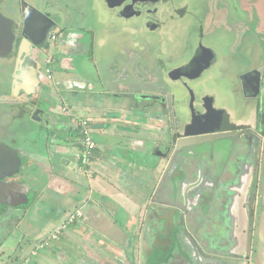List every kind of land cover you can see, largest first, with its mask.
<instances>
[{
	"label": "crops",
	"instance_id": "obj_1",
	"mask_svg": "<svg viewBox=\"0 0 264 264\" xmlns=\"http://www.w3.org/2000/svg\"><path fill=\"white\" fill-rule=\"evenodd\" d=\"M249 24L251 22L248 21L238 25L237 35L234 36L225 31L218 34V54L223 74L214 85L228 92L234 105H223L216 93L208 92L215 95L216 109L230 110L232 121H236L231 117L233 113L239 119L240 114L248 112L253 120L241 118L234 124L253 123L259 118L258 114L264 122V36L257 28L247 29ZM222 41L225 42L223 47L220 46ZM77 51L80 53V50ZM75 55L61 50L60 60L52 67V78L33 79L28 70L18 71V80L21 79L22 84L27 83L26 89L30 91L33 88L36 93L28 96L34 105L35 101H39L45 113L51 116L57 112L60 118H70L71 115L86 118L96 141L86 176L70 175L74 179L67 178L68 175L59 179L63 174L62 164L67 160H62L64 152L57 147L61 145L54 143L56 153L59 151L62 158L58 162L59 171L50 176V183L45 187L55 189L63 205L56 212L51 209L49 212L53 217L50 215L49 219L45 218V209L38 210L42 216L35 219L40 223L37 230L47 226L54 217L58 224L62 223L76 208H80L84 215L70 226L62 239L50 242L47 249L28 257L22 264H82L84 259L81 256L88 255L103 264H117L118 255L114 250L117 249L120 233L132 229L139 231L144 225L138 224L140 216H144L142 208L146 205L145 195L150 186L153 191L163 181L167 182L168 189L169 176H174V179L179 169L182 171L179 176L183 175L179 178L184 180L181 193L176 199L161 196L157 209L150 208L149 217L144 221L147 222L144 229L146 243L140 255L141 264H264V164L258 163L259 153L247 162H235L228 175H219V188L216 191L208 189L202 178V170L207 167L206 160L202 163L197 161L193 173L174 166L170 161L166 147L172 135L169 131L171 122L166 120V131L155 119L154 124L150 123L148 116L153 113V104L146 110L132 109L133 93L126 94L132 97L123 96L125 93L121 87L124 86L115 84L120 79L112 77L117 60L107 63L105 70L100 67V71L99 66L105 63H97L95 50L88 51L86 57L77 58ZM79 61L90 63V68L86 64H78ZM255 68L260 69L262 79L258 94H251L247 87L249 83L245 81L244 84L242 75ZM71 76L74 80H69ZM244 100L249 102L248 105L240 103ZM60 106L63 115L58 114ZM64 109H68L71 115ZM234 124L231 122V125ZM225 129H231V126ZM262 132L261 138L264 139L263 129ZM160 139L163 146L159 147L155 143ZM44 144V141L34 140L30 147L27 146V155L33 160L39 159ZM199 146L209 145L204 143ZM154 148L166 153L157 154ZM240 163H243L241 172L235 168ZM57 179L58 185L55 182ZM24 189L27 192L25 201L30 202L33 195H29L28 191L32 188L27 191L24 185ZM197 189H205V193L202 195L204 201L199 203L202 211L200 223L193 228L188 222L178 220L177 210H182L183 217L187 212L192 213L193 205L198 203ZM6 235L10 239L9 234ZM111 235L115 238L114 242L109 239ZM12 246L2 248L3 253L16 250ZM94 248L97 254L90 253Z\"/></svg>",
	"mask_w": 264,
	"mask_h": 264
},
{
	"label": "flooded vegetation",
	"instance_id": "obj_2",
	"mask_svg": "<svg viewBox=\"0 0 264 264\" xmlns=\"http://www.w3.org/2000/svg\"><path fill=\"white\" fill-rule=\"evenodd\" d=\"M90 3L88 8V3L81 0H0V151L8 153L9 149L5 146L13 147L18 150L23 159L20 172L16 175L5 176L4 183H0V217L2 218L11 212L10 217H14L18 207L26 208L27 205L24 203L27 192L24 187L21 189L16 183V181L23 183L21 178L25 160L30 158L27 155V146L21 145L20 136L26 138L25 130L23 129L21 134L19 130L25 127L24 123L28 119L31 120L35 105L29 97L21 98L22 102H16L18 98L14 97L13 87L15 76L18 75V70L22 69L23 71L28 70V74L33 79L35 77L40 80L52 78L54 73L52 67L60 60L61 50L77 54L75 56L79 58L80 56L86 57L85 54L88 51L95 50L96 52L102 49L103 45L96 43L99 32L92 27L79 25L78 28L76 24L72 26L63 18L60 20L59 12H68L72 7L77 21L72 22H83L88 15L95 13L94 4ZM98 6L107 12V19L121 20L123 32L137 34L140 37L134 42L132 48L126 49L125 59L117 63L121 65V75L127 76L135 68L141 67V74L143 73L151 80L146 87L136 88L139 91L135 90L130 93L137 96L138 111L148 109L150 104H153V113H150L149 117L150 123L154 124L153 119H155L166 131V120L171 122L169 131L172 135L169 136L166 152L174 166L182 167L185 171L193 173L197 161L202 163L206 160L207 167L202 170V178L210 187L208 189L216 191L219 188V175H228L230 170L234 169L235 162L251 160L259 153L258 163L264 164V151H261V149L264 150V139L261 138L264 122H261V116L258 114L259 118L253 123L234 124L241 118L253 120L249 118L248 112L240 114L239 119L233 113L231 117H234L236 121H232L230 110L216 109L214 107L215 95L208 93L210 91L216 93L223 105L231 104L230 102L233 101L228 92L225 93L218 85H214L219 76L223 74L218 73L220 69H223L219 61L218 34L225 31L232 36L237 35L238 25L249 21L251 24L247 26V29L257 28L262 31L263 37L264 0H99ZM8 35L14 36L12 51L7 46ZM101 39L103 40V37ZM147 44L155 50V56L153 55L152 59H146L144 55ZM77 50H80V53ZM79 62L78 64L87 63ZM101 62L97 60V63ZM86 65L90 68L88 64ZM99 70L101 71L100 66ZM137 74L135 71V76ZM127 92L129 90L125 88L124 93L127 94ZM254 92L252 90L251 94ZM138 96H142L143 99ZM240 103L248 105L249 102L244 100ZM182 113H185L188 120H191L192 115L197 117L196 114H198L197 121L188 130L231 126L230 130H236L237 135L204 142L209 146H195L191 150L184 148L175 150L172 141L174 143L175 139L181 136L179 132L184 130L183 124L187 122L185 119L184 123L177 125L176 117ZM39 115L40 113L38 117ZM51 117L52 119L53 117L54 119L60 118L54 115ZM220 118H222V123ZM16 121L20 122L15 124ZM22 121L24 123H21ZM33 122L36 129L42 128L44 118L39 119L38 123ZM231 122L234 125H231ZM47 123L50 127L62 129V123L54 124L53 120H47ZM15 125L18 126L14 128ZM177 126L181 131H177L178 128L174 134L172 129ZM92 139L96 148V141L93 137ZM33 141L34 139H29V143ZM155 144L159 147L163 146V140L160 139ZM153 151L160 155L166 153L155 148ZM230 163L232 165H229ZM242 164L235 166L236 170L241 172ZM8 167L9 165L2 171L7 170ZM8 170L11 171V169ZM180 171L181 169L175 172L178 176H175L174 184L169 183L177 189L178 185H175V182L184 181L181 179L183 175L179 176ZM5 190L9 191L7 196L3 194ZM195 193L201 195L205 193V189L201 191L197 189ZM78 209L80 208L73 211ZM198 211L195 208L192 213H185L187 214L185 215L186 222L193 225L199 224L200 215H202L199 214L201 208ZM178 220L184 222L182 217ZM77 221L78 219L75 218L68 224L72 226ZM61 235L59 232L58 236Z\"/></svg>",
	"mask_w": 264,
	"mask_h": 264
},
{
	"label": "rangeland",
	"instance_id": "obj_3",
	"mask_svg": "<svg viewBox=\"0 0 264 264\" xmlns=\"http://www.w3.org/2000/svg\"><path fill=\"white\" fill-rule=\"evenodd\" d=\"M81 1L87 2L88 8H89V5L91 4L90 2H93L95 13L92 15H88L86 20H84L83 22L80 21L78 23H73L72 22L73 20L76 21V14H75L74 8L71 7L69 9L70 11L68 12H65V11H64L65 13L59 12L60 20H62L63 18V20H66V22L71 23L72 26L76 24L78 28H79V25L84 26V27H92V29L99 32L98 33L99 38L96 37L97 38L96 43L102 44L103 48L100 50H96V57L99 62L103 61L102 63H105L104 66L100 65V67L105 70V66L108 65L107 63L114 61V60H117V62H119V61H122V59H125L126 57L125 55L127 53L126 49H128V47L132 48V46L134 45V42L138 41L140 37L137 34H132L130 32L129 33L123 32L122 30L123 25L120 19H117L115 21L112 18L107 19L106 18L107 12L102 7L98 6L99 0L98 1L94 0L95 2L93 0H81ZM76 3L78 4V2ZM102 13H104L103 15L105 17H102L103 15L100 16ZM240 14L242 13L240 12ZM101 37H103V40H105V42H103ZM224 43L225 42L222 41L220 46L223 47ZM144 55L147 57L146 59L154 58L155 50H153L151 45L149 44L146 45ZM86 64L90 66V63L87 62ZM222 70L223 69H220L218 73H223ZM120 71H121V65L116 64L112 70V77L119 78L120 82H116L115 84L124 86V87H121V89L126 88V90H129V92L135 91L136 90L135 88L146 87L147 86L146 84L151 82L148 76L146 77V75H144L143 73L141 74V71H142L141 67L135 68L127 76H125L124 74L121 75ZM135 71H137L138 73L136 76H135ZM141 77H144L145 79ZM69 80H74V77H70ZM14 97L18 98L16 99V102H22L23 99L21 100V98H25V97L27 98L25 94H21L20 96L14 95ZM69 97L71 98V96ZM230 103L234 105V101ZM57 111H58V114L63 113L61 106L59 110ZM63 111L64 112L67 111V114H70V111L68 109H64ZM42 114L43 113H41L39 117L40 119L44 118V124L46 125V126H43L44 125L43 124L42 128H38V129L35 128V123L33 121L35 122L37 121L38 123L39 120H37L36 118H33V114L31 115V120L28 119L27 121V119H25V121H27L26 123H24L23 121L21 122V123L26 124L25 127L23 126L22 130H19L20 134L23 131V129L25 130L24 135L26 136V138L24 136H20V138L22 139L21 141L22 146L30 147L29 145H31V143H29V139L42 141L41 139H39L38 136H41L42 133H47L46 131L50 132L54 129H57V128H54V126L52 127H50V125L48 126V123L46 124L47 120L49 121L53 120L54 124L62 123L61 128L63 130L62 131L61 129L58 130V132L56 133L58 136L60 134H66L64 130L68 129V131L70 132L72 131L71 132L72 141L70 140L71 141L70 143L65 140L62 141L55 137H52V138L48 137L46 139L47 141H44L45 147H43L42 149V154L39 153L40 154L39 159L33 160L31 158H26L25 160L26 163H25V166L22 172L23 177L22 178L20 177V178L21 180H23V183L26 186L27 191L29 190V188H32L30 191H28V194L33 195V200L30 201L29 203L30 206L27 207V210H29V208H32V210L29 213L28 211H26V213H23L25 212L26 208L18 207L17 213L13 215L14 217H10L12 216L11 211H10L11 214L7 213L5 214V217L3 218L2 216L0 217V264H22L23 261L26 260L28 257H31L32 255L37 254L42 249L43 250L47 249L48 246L50 245V242L55 243L56 241H59L57 239L59 237L58 236L59 232L62 234L59 238L61 237L63 238V236L66 235L64 231L66 230L69 231L71 229L70 225L67 223V220L63 222L64 225L63 224L61 225V226H65L63 229L57 228L60 224H58L57 218L54 217V218H51L52 220L47 226L44 225L42 229L37 230V227H39L37 224H40V223H38L35 220V219L38 220V216L39 218H41L42 216L41 212L38 213V210H40L41 208L46 210L47 217L45 218L49 219L50 215H52L49 211L51 209H55V212H56V210H59L63 205L62 201L58 199L59 197L55 189L51 188L52 189L51 190L47 188V186L45 187V184L50 183V176L54 174L55 172L59 171L58 162L59 160L61 161V158H62L61 157L62 155L59 153V151L56 153V150L54 149V143L61 145L60 147L59 146L57 147H58V150H61V152H64V159L62 160L68 161V163H65V164L63 163L65 166L61 170L63 174H61L59 179H61L62 177H65L64 175H68L69 177L67 178L74 179V177H72L73 175L77 174L76 177L79 176L80 178L81 175L86 176L87 174V170H86L87 168H85L84 164L77 163L80 161H82V163H86L88 161L87 157L82 156L80 152L81 151L80 149L81 148L80 147L81 146L80 145L81 144V131L79 128L80 126L78 125L80 120H73L71 118L62 117V120L59 121L58 118L54 119L53 117L52 119V117L48 113L43 114V117H42ZM57 117H59V115ZM19 122L20 121H16L15 124H18ZM17 126L15 125L14 128ZM91 136L93 137V133L91 134ZM37 161L39 162V164ZM111 162H113V159L111 160ZM59 179L55 180L57 185L59 184L58 182ZM61 182L64 183V181H61ZM81 183H85V182L81 181ZM33 190L35 191V193ZM164 195L166 197L172 198V195L170 194L169 191L166 192ZM197 205H199V203H197L196 205L195 204L193 205V211H195V208H196L195 206ZM45 207H47L48 209H46ZM175 214H177V212ZM181 217L186 223V217H183V214L181 215ZM178 218H180V214L178 215ZM8 222L11 224H9ZM56 224L58 225L55 226ZM191 225L194 228V225L193 224ZM6 233L9 234L8 236H10V239L7 237ZM120 236H122L121 233H120ZM27 241H30V242H27ZM127 243H128V246H127L128 248L132 247L133 245L132 242H127ZM11 244H13V246L15 247L14 248L12 246L13 249H16V250L14 251L9 250L4 254L2 248H5L6 246L11 245ZM138 254H139V251L136 250L133 255L136 258V264H141V258L138 256ZM130 257L131 256H125V257L117 256L116 258L117 259L120 258V261H119L120 264L121 263L131 264V262L134 261V257L133 256L131 258ZM85 259H87V257H85ZM56 260H59V259L56 258ZM129 260H131V262H129Z\"/></svg>",
	"mask_w": 264,
	"mask_h": 264
},
{
	"label": "water",
	"instance_id": "obj_4",
	"mask_svg": "<svg viewBox=\"0 0 264 264\" xmlns=\"http://www.w3.org/2000/svg\"><path fill=\"white\" fill-rule=\"evenodd\" d=\"M2 15V14H1ZM11 29V28H10ZM9 37V41H8V49H10L12 51V45H13V42H14V36L13 35H8ZM9 53V52H8ZM20 69V68H19ZM22 73V69L18 70ZM256 75V76H255ZM18 75L15 76V80H14V92H15V95L17 96H20L21 94H25L27 97L30 96V94H34L35 91L34 89L32 88V90H28L26 88H28V84L26 83V85L23 83L22 84V80H18ZM256 77V79H255ZM242 79L244 80V84L246 85V82L247 81L249 84V86H247L249 88V90H251V87H252V90L255 91V93L258 94L259 92V89H260V69L258 68H255V69H252V70H248L245 74L242 75ZM33 84H35V81L33 82ZM38 84V83H37ZM33 86V85H32ZM25 88V89H24ZM251 90V91H252ZM36 94V93H35ZM256 94V95H257ZM70 96V95H69ZM123 96L125 97H132L130 95H126V94H123ZM140 99H143L142 96H138ZM144 97V96H143ZM133 104H132V109L135 110V111H138L137 110V104H136V98L137 96H133ZM157 98V97H156ZM33 103V101H32ZM35 108L33 109V118H36L37 120L40 119V117H38V114L40 113H43L45 114V109L40 106V102L39 101H35ZM192 105V104H191ZM200 105V104H198ZM72 109V108H71ZM146 109V108H145ZM143 109V110H145ZM50 114V113H49ZM55 116H58L57 113H54ZM196 116L198 117V114H196ZM197 117H194V115H192L191 120H188V118L186 119V115L185 113H182V114H179L177 115L176 119L178 121V124L179 123H184L185 119L187 120V122H185L183 125V131L180 130L179 126L177 127H174V134L177 131H181L179 133H181V136L177 137L173 143L172 141V145H175V150H178L180 148H184L185 150H191L193 149V147L195 146H199L200 144L206 142V141H215L219 138H227V137H231V136H236L237 135V132L236 130H230V129H225V128H222L221 126L220 127H216V128H212V129H207V130H196V131H191V130H188L189 127H192L194 125V123L197 121ZM71 119L73 120H87L86 118H77L76 116H73L72 115L70 116ZM59 121L62 120V117L61 118H58ZM220 122L222 123V118H220ZM89 125V123H88ZM91 128V127H90ZM60 128H57V129H54L50 132L46 131L47 133H42L41 136H38L39 139H41L42 141H47L46 139L48 137L52 138V137H55V138H58L62 141H68L71 143L72 141V137H71V132L67 130H64L66 134H60L59 136L56 134L58 132ZM74 129V128H73ZM63 129H61L62 131ZM49 138V139H50ZM71 140V141H70ZM9 149V152L8 153H3L4 151H0V183H4V179H5V176H9V175H16L20 172L21 168H22V163H23V159H22V156L18 153V150L13 148V147H8L7 145L5 146ZM1 149V148H0ZM69 151V150H68ZM72 152V150H71ZM92 157L93 155L91 154L88 161L86 163H82V161H80L81 164H84L85 168H88V165L90 164L91 160H92ZM171 161V160H170ZM71 162V161H70ZM68 163V161H67ZM9 165L8 169H11V171H8L7 170H4L2 171L4 168H6L7 166ZM62 166H65L62 164ZM67 167V166H66ZM87 170V169H86ZM179 171V170H178ZM76 173V172H75ZM180 173L182 174V171H180ZM169 183L171 184H174V179L171 177L168 181ZM17 184L20 185L21 189L24 187V183H21V182H17ZM167 182H160L159 185L156 186V189L151 191V187L149 188L148 190V193L145 195V197L147 198V202L146 205L144 206L143 209V214L144 216H140L139 218V225L141 223H143V227L142 229L140 228L139 231H134L133 229L132 230H123V234H121L122 236L120 237V239L118 240L119 242L117 243L116 242V245H117V249L114 250L115 253L119 256V257H125V256H133L134 257V261L131 262V260H129V262H131V264H136V258L135 256L133 255L134 252L136 251V248L138 249L139 251V254L138 256L140 257L141 255V252L143 253V248L145 246V238H146V232H145V228H146V223H144L145 220L148 219L149 217V210L150 208L154 209L155 210L157 209L156 207H158V203L161 201V196H165L164 194L166 192H170V194L176 199L177 195L179 193H181V189L183 187V184L184 182L181 181V182H175V185H178V189L175 187H173L172 185L169 184V188L166 189V184ZM160 186V187H159ZM153 189V188H152ZM170 189V190H169ZM180 191V192H179ZM9 193V191L5 190V192L3 193L4 196H7ZM150 195V196H149ZM202 195H199V197L197 198V201H201L202 200ZM144 197V198H145ZM25 204L27 203L26 207H29L30 206V202L28 203V201H25L24 202ZM32 207V206H31ZM32 208H29L28 213L29 211L31 210ZM149 209V210H148ZM200 209V206L197 205L196 207V210L197 212H199L198 210ZM78 217L77 219H82L83 218V211L81 209H78ZM178 215L180 214V217L181 215L184 213L182 212V210L179 208L178 210ZM74 211H72L73 213ZM199 214H202V211L201 213ZM70 215V214H69ZM68 215V216H69ZM67 216V217H68ZM67 217L65 218V220L62 221L61 224H63L64 221L67 220ZM149 224H151L152 222H148ZM138 229V227H137ZM65 232V231H64ZM111 241L114 242L115 238L111 235L110 238H109ZM127 242H132V247L128 248V243ZM90 253L92 254H97L96 252V249H91ZM145 253V251H144ZM145 255V254H144ZM95 256V255H94ZM82 259H84L83 263L82 264H103L101 263L100 261L97 260V258H90V256H86L87 259H85V257L81 256ZM130 257V258H131ZM86 260V261H85ZM118 261V262H117ZM120 261V258H116V262L117 264H120L119 263ZM106 264H114L112 262H106ZM122 264V263H121Z\"/></svg>",
	"mask_w": 264,
	"mask_h": 264
},
{
	"label": "built area",
	"instance_id": "obj_5",
	"mask_svg": "<svg viewBox=\"0 0 264 264\" xmlns=\"http://www.w3.org/2000/svg\"><path fill=\"white\" fill-rule=\"evenodd\" d=\"M80 127V131H81V155L82 156H86L87 159H89L92 150L95 148V143L92 139V132H91V128L88 125V121L86 120H80L79 124ZM78 211L79 210H75L73 213H71L68 217H67V223L71 222L72 220H74L75 218L78 217ZM62 225V224H61ZM58 226L57 228L59 229H63L65 226ZM64 225V224H63Z\"/></svg>",
	"mask_w": 264,
	"mask_h": 264
}]
</instances>
